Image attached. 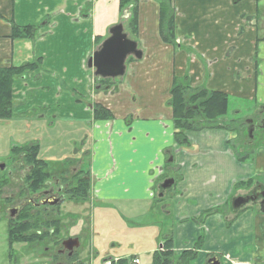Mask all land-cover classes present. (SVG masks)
I'll return each mask as SVG.
<instances>
[{
    "label": "crops",
    "instance_id": "crops-1",
    "mask_svg": "<svg viewBox=\"0 0 264 264\" xmlns=\"http://www.w3.org/2000/svg\"><path fill=\"white\" fill-rule=\"evenodd\" d=\"M171 2L178 45L167 44L159 36L157 3L139 0L134 41L143 53L142 58L129 62L124 75L113 80V86L118 87L120 83L130 86V92H122L125 88H120L118 94L109 96L112 106L105 104V107L114 118L96 121L92 119L93 102L89 91L93 70L86 67V62L107 37L109 28L119 21L118 0H0V67L19 66L37 58L45 63L46 49L68 47L71 38L68 33L81 37L75 45L80 47L86 42L80 57L59 56L47 69L41 72L37 69L17 78L13 98L19 102L16 114L44 109L48 111L45 117L52 118L51 121L69 123V143L74 141L82 149L91 132L93 165L90 172L95 180V199L100 198L97 189L104 184L116 185L117 182L111 180L113 177L124 181L126 186V173L141 175L142 185L151 192L153 168L161 165L165 150L171 151L173 147L167 125L172 113L166 102L175 76H187L189 84L195 87L204 86L239 98L264 99V0ZM108 10L112 18L101 21ZM14 25L37 26L38 31L33 39L14 40L10 37ZM100 29L105 30L104 35ZM95 38L100 39L99 44ZM229 65L231 71L227 68ZM255 67L259 68L258 73ZM233 68L239 70L235 75ZM215 133L217 147L204 141L210 140L212 135L205 136L204 140L198 136L196 144L208 150L196 149L191 160L185 158L180 162L183 165L177 188L184 193L178 196V213L190 212L195 217L183 219L186 224L178 229L176 239L183 241L186 249L202 237L199 257L207 252L215 255L223 252V264H263L264 213L258 212L253 204L237 215L223 207L218 210L217 205L223 203L224 191L232 183L264 178V152L241 164L225 145L226 135ZM134 142L141 143V151L133 148ZM100 147L104 149L102 152ZM186 163H196L199 172L187 176ZM201 175L207 178L202 179ZM211 175L215 177L213 180ZM132 180L135 189L134 177ZM108 190L105 186L101 195L103 201ZM125 191L120 190L122 194L130 193ZM189 218H200V223L187 221Z\"/></svg>",
    "mask_w": 264,
    "mask_h": 264
},
{
    "label": "rangeland",
    "instance_id": "rangeland-1",
    "mask_svg": "<svg viewBox=\"0 0 264 264\" xmlns=\"http://www.w3.org/2000/svg\"><path fill=\"white\" fill-rule=\"evenodd\" d=\"M120 15L121 17L116 24L121 23L127 36L134 40L136 34H132L128 27V11L121 12ZM110 18H112V15L108 10L101 21ZM100 33L104 35L105 30L100 29ZM68 35L71 36L68 40V47H63L61 49L48 48L45 50L47 60L45 63L41 62L39 68L40 72L43 71V69H47L49 63L54 62L56 57L69 55L76 59L81 56V52L87 46L86 42L83 46L79 47L74 43L77 39H81V37L77 36L76 33H68ZM83 39L85 40V38ZM66 50L68 51L67 54L65 53ZM129 58L133 57L129 56L126 60ZM128 64L129 63L126 61L125 71H127L126 66H128ZM227 68H229L230 71L232 70L231 65L227 66ZM237 72H239V70L233 68V74L235 75ZM90 79H92V84L90 85L89 91L90 98L93 102L91 107H93L94 104H100L104 108H107L105 104H110L112 106L108 98L113 94H118L120 88H125V91L122 92H130V86H128V84V87H124L121 83L116 87L113 86V81L111 82L109 78L97 77L94 76V74H92ZM180 79L185 80L183 86L188 84L191 88H196L195 84H189L187 76L183 78L180 77ZM178 82L180 84L183 83L182 81ZM146 93L148 94V92ZM228 99V112L224 118H235L245 115L246 113L250 115L256 108L254 106V101L248 98H239L236 95H229ZM18 104L19 102L13 99V118L8 122L0 121V163L5 164V168L3 170L0 169V178L7 180V184H3L0 188V264H102L103 262H99L100 260L104 258L111 259V256L117 258V264H130L128 258L125 257L130 256L129 259L131 260L134 255L138 256L143 264H154V257L162 253L168 254L169 260H172L171 264H183L181 263L183 260H179L180 255L184 252L183 241L177 240L176 238L179 232L178 229L186 223H184V220L178 219L179 211L177 203L179 201L178 196H181L176 187H172L174 183L170 186L172 187L171 189H169V187L167 191L163 193V196H165L159 198L158 191H147L144 187L145 184L142 185L141 175H133L130 173L125 174L124 179L127 184L126 186H124V181H118L113 177L111 180L117 182L116 185L114 183L108 185L104 184L103 188L97 189L100 198L95 199L93 197L91 201L89 199V202L70 199L68 197V190L70 188H68L65 190L64 199L56 205L41 203L38 207H35L27 204V207L30 208H28L30 213L35 214L36 211L40 212L37 220L41 223V226L32 230V233H34V236L46 234V237L43 239L33 238L32 240L24 241V236L27 233L23 232V235L17 234L18 240L8 247V222L16 221L15 219H10L8 209L12 207H18L19 209L21 205L34 195L28 191L23 180L26 173L25 168H27L24 166L23 156L13 153L12 150L14 148L38 146L37 158L46 163L47 172L51 175L48 181L45 180L43 182L41 190L48 188V182L51 181L50 184H52L53 180H56L58 183L63 184V187H66L70 185V180L74 178V175L77 176L75 179L80 178L78 176H85L90 184V194L94 196L92 193L94 184L90 172V168H92L93 165L91 132L90 134L88 133L89 141H87L86 147L82 149V147L80 148L77 146L74 141L72 144L69 143V141L71 142L69 137V123L51 121L53 120L52 118L45 117L48 111L44 109L36 110L32 113L16 114V106ZM236 111H239V115H235ZM39 118H41V120ZM167 125L170 130V142L173 147L171 151L169 150L166 152L165 150V158L169 157V154L173 156L175 162L169 166L176 170L175 172L172 170L168 171L166 177L174 176V174L178 176V174H180L181 165H183L180 164V162H184L185 158L188 160L192 159L191 155L197 149L196 141L198 140V136L202 137L204 140V137L210 135V133L207 131H203L201 134L196 132L195 134L194 131L189 132L187 133L189 145L180 148L176 146L173 135H171L172 132H175L172 116ZM215 134V132H212L211 139L204 140L206 143L213 145L214 148L218 146V139L213 136ZM231 147L234 152H238L236 147H233L232 144ZM133 148L141 151V143L134 142ZM173 148H178L177 152L181 149L182 152H179L174 157ZM103 150L104 149L100 147V152ZM115 155L119 156L118 153ZM101 156H104V153H101ZM104 159H106V157H104ZM155 168L156 166L153 168L151 179L155 175ZM186 169L187 176L189 173V175H193L192 172H199L200 170L199 166H196V163L194 165L186 163ZM111 176H113V174H111ZM204 176L205 175H201L202 179L207 178V176L203 178ZM133 177L136 182L135 189H133V184L131 185L133 182L131 179H133ZM211 178L213 180L215 177L212 176ZM189 179H191L190 176ZM212 180L210 182H213ZM74 181L75 180H73V182ZM105 186L106 189L109 190L105 191L108 196H106V199L103 201L101 195L103 194ZM121 189L123 191L127 190L125 192L130 193L122 194L120 192ZM150 195L151 197L149 198ZM123 200H125L124 203ZM229 204L230 202H228L225 207H228ZM165 210H167V213H165ZM187 213L189 216H194L190 212ZM180 215H182V213ZM187 221H189V219ZM187 225L192 226L193 224L187 222ZM75 237L79 238V246L74 249L71 255H68V252L63 250L61 242L68 238ZM169 237L174 239V247L172 249L164 247L163 239ZM178 241L180 243H178ZM188 247L189 246H187V248ZM196 248L198 249L199 247ZM188 250H191V248ZM103 251H106V253ZM98 252L100 253L99 255H97ZM186 252L193 253L197 251ZM226 257L229 261L231 260L228 254H226ZM182 258L184 259L186 256Z\"/></svg>",
    "mask_w": 264,
    "mask_h": 264
},
{
    "label": "trees",
    "instance_id": "trees-1",
    "mask_svg": "<svg viewBox=\"0 0 264 264\" xmlns=\"http://www.w3.org/2000/svg\"><path fill=\"white\" fill-rule=\"evenodd\" d=\"M138 1L139 0H118L119 12L128 11V27L132 34H136L138 29ZM154 1L158 6V32L161 40L173 46L178 45V43H176V37L174 34V11L171 0ZM37 29V26L32 25L23 27L14 25L11 28L10 37L14 40L33 39L37 34ZM95 41L98 44L100 39L95 38ZM131 61H133V58H129L127 63ZM40 64L41 58H37L32 62H25L19 66L0 67V121L8 122L13 118V85L15 80L17 78H23L24 76H27L26 74L36 71L40 68ZM114 79L116 78L110 79V81L112 82ZM178 81H182L183 83L180 84ZM184 81L185 80L180 79V77L177 76L172 79L169 90V99L166 102V105L171 109L175 129V132H172V135L176 146L180 148L189 145V141L187 139V133L189 132L201 130L209 126L214 127L215 129H223L225 126L220 125L219 122L221 118L227 114L229 106V95H227L225 92L220 90H209L204 86H199L196 88H191L188 84V86H183ZM113 118L114 116L112 112L107 108H104L100 104L93 105L92 119L96 121H110ZM12 151L15 154H20L23 156L22 158L25 163L24 166L27 167L25 168L22 165L26 169L25 177L23 178L26 188L32 195L39 192L42 188L43 182L45 180L48 181V178L51 175L49 172H47L46 163L37 158L38 146H24L20 148H14ZM76 177L77 176L74 175V178L70 182L69 186L71 188L68 190V197L77 201L89 202V199L91 201L93 196L90 194L91 189L88 179L85 176H78L80 178L75 179ZM73 180L75 181L73 182ZM251 182V180H248V183ZM3 184H7V180L0 178V188ZM236 187L237 186H235V188ZM27 204L32 205L31 203L26 202L22 205V207L20 206L21 208L19 207L18 214L14 218H10L15 219L16 221L8 222V247L10 244L17 241L18 235H23V232L27 233L24 236V241H29L33 238L43 239L46 237V234L34 236V233H32V230L41 226V223L37 220L40 212L36 211L35 214L30 213ZM210 213L211 211L207 215ZM192 221L195 223H200V218L192 219ZM173 240L174 239L172 237L163 239L164 247L172 249L174 247ZM202 240V237H198L196 242L193 244V247H200ZM186 251L192 250H184V252H182L180 255L179 260H183L181 262L183 264H191L194 260L195 253ZM185 256L186 258L184 259L187 260L182 258ZM126 258H128L129 262L131 261L129 259L130 256ZM136 258H138V256L134 255L133 259ZM154 258V264L172 263V260H169L167 253H162L160 255L157 254V257Z\"/></svg>",
    "mask_w": 264,
    "mask_h": 264
},
{
    "label": "flooded vegetation",
    "instance_id": "flooded-vegetation-1",
    "mask_svg": "<svg viewBox=\"0 0 264 264\" xmlns=\"http://www.w3.org/2000/svg\"><path fill=\"white\" fill-rule=\"evenodd\" d=\"M254 61L258 62V59H255ZM258 69H259L258 67H255V72H257ZM250 100L254 101L255 103L254 106L256 107L252 114L247 115L248 113H246L245 115H241L235 118H224L223 117L220 120V122L222 123L219 122L220 125L225 126L223 127V129H215L214 127H211L208 125L209 127H205L201 130L194 131V133L196 132L198 134H201L203 131H207L211 135L212 132H223L226 135L225 145L228 147L230 152L235 156L236 160L241 164L247 163L251 156L259 152H264V99L258 100L254 98ZM235 115H239V111H236ZM204 129H207V130H204ZM231 144L233 145V147H236V150L238 152L236 151L234 152L232 150L233 148L231 147ZM199 147H200L199 143L196 144V148L198 151H205V149H203L202 147H200L199 149ZM177 149L178 148H173L174 157L176 154L182 151L181 149H179V151L177 152ZM174 162H175V159L173 158V156H171V154H169V157H166L164 161L161 163V165L156 166L155 168V175L150 180L151 182L150 189H151V192L158 191L159 198L164 197L165 195L163 196V193L167 191V189H162L161 185L164 184V182L170 178L174 179V184L172 185V187L175 186L176 189L178 190L177 184L181 180V176L179 174L178 176L174 174V176L166 177V173L168 171L172 170L175 172L176 169L170 168L169 166L170 164H173ZM248 180L246 179L239 180L229 185L228 188L225 189L224 191V195H226L225 200L223 201L222 204L217 205L218 210L222 209L223 207L225 211H230L237 215L239 212H243L244 210H246L248 205L253 204L257 206L258 212H260L258 204L260 201H262L263 194H264V178L254 179L252 180L251 183H248ZM71 181L72 180H70V182ZM92 181L94 184L95 181L93 179ZM50 182H48L47 184L48 188L42 189L41 191L37 192L32 197H30L26 202L31 203L35 207H38L41 204L42 200H50L51 198H57V195L61 200H63L65 190L71 187L70 186L63 187V184L58 183L56 180H53L52 184H50ZM235 186L237 187L235 188ZM172 187H170L169 189H171ZM178 193L179 195H182L184 192L181 190H178ZM239 196L254 197L255 201L254 202L249 201L247 204H244L240 208L233 209L232 201L233 199L238 198ZM228 202H230V204L228 205V207H225L227 206ZM222 211L223 210H221V212ZM260 213H264V212H260ZM180 214H179L180 217L178 219H182V221L183 219L190 217L187 215L188 214L187 212L182 213V215ZM192 219H195V218H189V221L191 222ZM188 249H190V247L184 250H188ZM191 250L197 251V252H194L195 256H194L193 262L195 264L198 262L199 264H209L208 261L214 256L217 257L219 264H223L221 260L222 257L224 256L223 252L220 253L219 255L218 254L215 255L214 253L207 252L206 255H204L203 257H199V254H198L199 249L194 248L192 246Z\"/></svg>",
    "mask_w": 264,
    "mask_h": 264
},
{
    "label": "water",
    "instance_id": "water-1",
    "mask_svg": "<svg viewBox=\"0 0 264 264\" xmlns=\"http://www.w3.org/2000/svg\"><path fill=\"white\" fill-rule=\"evenodd\" d=\"M109 35L101 42L96 50L87 59L86 65L89 69L93 70L94 76L101 78H117L123 76L125 72V62L127 57L132 56L134 59L139 60L142 58V51L137 47V43L130 39L124 32L123 25L121 23L113 25L109 31ZM5 164L0 163V169H4ZM174 183L172 178L166 180L164 184L161 185L162 189L169 188ZM61 199L51 198L50 200H43L41 203H48L50 205H56ZM249 201H255L254 197H242L233 199L232 207L233 209L240 208ZM259 211L264 212V194L262 201L259 202ZM19 209L18 207H12L8 209V214L10 218H14ZM63 250L71 255L75 248L79 246V239L68 238L61 242ZM62 250V251H63ZM209 264H219L216 256L208 261Z\"/></svg>",
    "mask_w": 264,
    "mask_h": 264
},
{
    "label": "built area",
    "instance_id": "built-area-1",
    "mask_svg": "<svg viewBox=\"0 0 264 264\" xmlns=\"http://www.w3.org/2000/svg\"><path fill=\"white\" fill-rule=\"evenodd\" d=\"M117 262V259H108V260H105L103 261L102 264H116ZM139 263V260L138 259H132L130 264H138Z\"/></svg>",
    "mask_w": 264,
    "mask_h": 264
}]
</instances>
